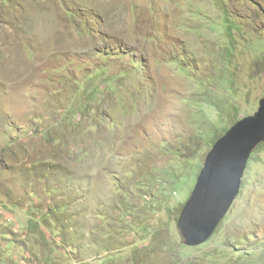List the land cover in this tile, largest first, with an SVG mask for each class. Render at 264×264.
I'll return each instance as SVG.
<instances>
[{
  "label": "rangeland",
  "instance_id": "obj_1",
  "mask_svg": "<svg viewBox=\"0 0 264 264\" xmlns=\"http://www.w3.org/2000/svg\"><path fill=\"white\" fill-rule=\"evenodd\" d=\"M264 97V0H0V264H264V142L209 239L177 221Z\"/></svg>",
  "mask_w": 264,
  "mask_h": 264
},
{
  "label": "water",
  "instance_id": "obj_2",
  "mask_svg": "<svg viewBox=\"0 0 264 264\" xmlns=\"http://www.w3.org/2000/svg\"><path fill=\"white\" fill-rule=\"evenodd\" d=\"M264 142V97L252 115L235 122L207 153L177 226L184 243L206 242L236 199L247 161Z\"/></svg>",
  "mask_w": 264,
  "mask_h": 264
}]
</instances>
